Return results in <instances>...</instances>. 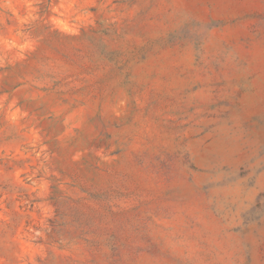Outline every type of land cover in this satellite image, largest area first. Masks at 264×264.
<instances>
[{
  "label": "rangeland",
  "instance_id": "374dc122",
  "mask_svg": "<svg viewBox=\"0 0 264 264\" xmlns=\"http://www.w3.org/2000/svg\"><path fill=\"white\" fill-rule=\"evenodd\" d=\"M0 264H264V0H0Z\"/></svg>",
  "mask_w": 264,
  "mask_h": 264
}]
</instances>
